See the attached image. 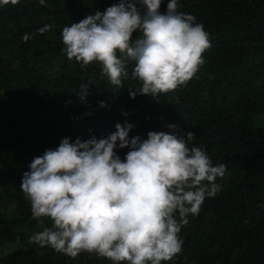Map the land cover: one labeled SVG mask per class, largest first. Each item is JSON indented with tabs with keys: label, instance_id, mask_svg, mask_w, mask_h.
<instances>
[{
	"label": "trees",
	"instance_id": "obj_1",
	"mask_svg": "<svg viewBox=\"0 0 264 264\" xmlns=\"http://www.w3.org/2000/svg\"><path fill=\"white\" fill-rule=\"evenodd\" d=\"M115 3L19 0L0 6V246L7 248L0 250V264H112L31 243L51 222L33 218L20 183L33 158L63 138H104L125 122L134 125L129 139H146L149 131L193 132L189 147H203L213 166L226 165L216 179L221 190L182 226L181 252L162 264H264V0H178V11L193 15L208 34L204 63L176 90L134 99L129 89L140 86L130 77L134 62L118 88L101 76L98 63L81 68L61 51L63 27ZM167 3L162 0L161 13ZM45 25L51 30L38 33ZM89 80L81 103L76 92ZM127 151L116 149L121 160Z\"/></svg>",
	"mask_w": 264,
	"mask_h": 264
},
{
	"label": "clouds",
	"instance_id": "obj_2",
	"mask_svg": "<svg viewBox=\"0 0 264 264\" xmlns=\"http://www.w3.org/2000/svg\"><path fill=\"white\" fill-rule=\"evenodd\" d=\"M18 3L0 0V6ZM161 4L118 0L104 12L86 15L62 28L61 51L81 68L98 63L101 76L118 88L123 87L122 77L129 78L127 63L134 62L130 77L140 86L129 89L130 99L174 91L195 75L211 45L203 25L178 11V0H168L163 13ZM50 30L45 25L38 33ZM134 33H139L135 40ZM91 83L79 85L81 103H86ZM99 107L106 105L101 101ZM133 127L117 123L113 133L100 139L70 142L65 137L55 149L33 158L20 187L33 218L43 224L46 217L51 226L32 236L31 243L72 258L95 254L112 264H162L181 252L182 226L221 190L216 179L224 177L226 165L213 166L203 147H189L193 132L178 137L149 131L146 139H129ZM117 148L128 149L123 160Z\"/></svg>",
	"mask_w": 264,
	"mask_h": 264
},
{
	"label": "rangeland",
	"instance_id": "obj_3",
	"mask_svg": "<svg viewBox=\"0 0 264 264\" xmlns=\"http://www.w3.org/2000/svg\"><path fill=\"white\" fill-rule=\"evenodd\" d=\"M6 249H7V248H6L5 245H1V246H0V250H1V251H5Z\"/></svg>",
	"mask_w": 264,
	"mask_h": 264
}]
</instances>
